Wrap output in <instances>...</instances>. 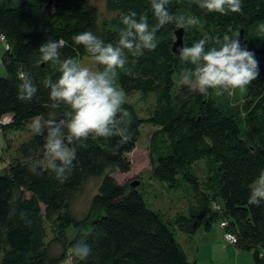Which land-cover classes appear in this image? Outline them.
I'll return each instance as SVG.
<instances>
[{
	"label": "trees",
	"instance_id": "1",
	"mask_svg": "<svg viewBox=\"0 0 264 264\" xmlns=\"http://www.w3.org/2000/svg\"><path fill=\"white\" fill-rule=\"evenodd\" d=\"M47 1L0 0V41L6 47L1 57L5 74L0 76V133L5 140L9 131L25 130L31 119L59 121L69 111L64 105L50 106L43 82L58 79L60 73L58 66L40 60L41 44L62 38L66 46L60 49L61 57L81 60L90 56L74 45L75 34L91 31L115 43L124 27L122 14L134 11L137 19L147 15L150 25L156 22L150 0H104L112 16L101 21L86 0H60L52 11L45 9ZM168 7L171 13L199 21L182 29V46L205 37L209 46L215 45L226 33L236 38L241 30L259 62L258 78L233 95H216L215 90L205 95L181 85L179 73L185 65L171 48L179 28H162L156 49L130 63L132 74L117 73L116 86L126 97L137 93L152 99L147 117H139L126 99L131 140L90 136L74 142L73 169L64 183L48 169L47 160H35L44 149L46 128L18 143V157L0 173V264H198L188 259L177 234L190 241L201 227L210 228L212 213L223 223V235L235 238L231 245L250 252L252 264H264V202L248 203L254 181L264 173V33L257 31L264 22V0H242V12L226 15L209 13L195 0H169ZM21 72L37 87L31 101L17 98ZM144 123L153 127L147 145L153 180L181 189L186 198V211L173 217L150 209L136 186L119 184L112 174L130 170L127 156ZM33 166L35 171L30 170ZM98 177L88 210L76 218L70 209L72 197L87 180ZM78 240L91 245L86 259L70 252ZM50 243L59 244L61 252L53 255Z\"/></svg>",
	"mask_w": 264,
	"mask_h": 264
},
{
	"label": "clouds",
	"instance_id": "2",
	"mask_svg": "<svg viewBox=\"0 0 264 264\" xmlns=\"http://www.w3.org/2000/svg\"><path fill=\"white\" fill-rule=\"evenodd\" d=\"M195 2L209 13L226 15L242 12V0ZM168 6L169 0H150L156 21L153 25L148 23L147 15L137 19L134 11L122 14L124 27L115 43L105 42L91 31L75 34L72 37L74 45L83 47L97 65L95 69L83 66L79 56L62 58L60 49L66 46L62 38L46 41L38 48L42 62L59 68L58 79L48 77L43 82L49 89L50 106L56 109L64 105L69 109L65 119L42 122L37 117L33 125L38 133L47 129L44 156L48 169L59 183H64L72 173L76 151L72 146L74 142L87 140L90 136H119L121 143L131 140L129 127L132 117L124 107V90L116 86L118 70L131 75L130 63L136 64L145 51L156 49V34L167 25L174 24L179 29L187 30L199 22L195 16L171 13ZM257 31L264 33V22L258 24ZM178 54L180 63L185 65L180 69V84L205 95L209 90H215L216 95L224 92L233 95L236 90L251 85L260 74L254 53L247 50L238 38L227 33L215 45L209 46L205 37L191 46H181ZM19 80L17 98L24 102L31 101L37 93L36 85L27 72H21ZM30 170L35 171V166ZM262 202L264 173L254 181L248 198L250 205L259 206ZM12 214H15L14 209ZM91 250V245L79 240L70 248V252L81 259H86Z\"/></svg>",
	"mask_w": 264,
	"mask_h": 264
},
{
	"label": "rangeland",
	"instance_id": "3",
	"mask_svg": "<svg viewBox=\"0 0 264 264\" xmlns=\"http://www.w3.org/2000/svg\"><path fill=\"white\" fill-rule=\"evenodd\" d=\"M87 3L97 9L98 16L100 21L102 19H108L112 15L107 11L104 6V0H86ZM4 41H0V76H4L5 70L1 65V57L5 50ZM83 66H88L90 68L95 69L97 65L91 57L83 56L80 60ZM127 101L135 107L137 114L139 117H147L150 113L152 105V99L150 97H141L137 93L130 94L126 97ZM35 119H31L24 130L18 131H9L7 134V139L5 140L0 133V173L4 172L7 169L8 162L12 159L17 158L16 148L18 147V143L22 140H27L32 132H36L34 128ZM41 119V118H40ZM43 122V120L41 119ZM139 135L137 137L135 148L128 154V160L130 162V170L128 172L119 173L117 171L113 172V176L115 180L119 184H125L130 186L132 182H136L137 189L143 195L146 206L150 209L156 211L160 210L165 216L173 217L178 212H185L187 208V204L185 203L186 198H182V190L177 189L171 190L167 188L162 183L157 180H153L150 172L151 161L149 160V151L147 150L148 145V137L151 133L153 127L148 125L141 124L139 127ZM45 149L41 150L40 155L36 154L35 160L41 161L46 160L44 156ZM202 164L198 166V173H201ZM101 178H93L87 180V182L83 185L80 192L77 195L72 197L70 209L72 214L78 218L83 216V214L88 210V204L91 200V196L97 192L98 184ZM181 198V199H179ZM219 220L217 219L216 214L212 213V221L210 226L214 229L216 238L209 242H203L202 245H199V251H194L195 258L198 264H216L220 258H229L231 259L233 264H247L251 263V254L250 252H245L233 245L227 243L225 236L222 233V229L218 225ZM48 233V232H47ZM182 233L177 234L178 241L181 242L182 248L185 250L187 256H191L190 254V246H196L197 241L190 240V244L186 241L187 239L185 235ZM185 237V238H184ZM51 238L50 233H48L47 240ZM188 240V239H187ZM224 245H228V249L224 254L222 247ZM50 252L53 255H57L61 252V246L57 243H50ZM239 254L236 258L234 255ZM251 260V261H250ZM67 261H63L60 264H67Z\"/></svg>",
	"mask_w": 264,
	"mask_h": 264
},
{
	"label": "crops",
	"instance_id": "4",
	"mask_svg": "<svg viewBox=\"0 0 264 264\" xmlns=\"http://www.w3.org/2000/svg\"><path fill=\"white\" fill-rule=\"evenodd\" d=\"M184 236V235H183ZM213 237L214 238H216V240H217V236H216V234H215V232H214V229H212V227L210 226V228L209 229H203L202 227H201V229H199L195 234H193L192 235V239L193 240H196L197 241V244H196V246L194 247V246H190V254H191V256L189 257L188 256V259L191 261V260H195L196 262H197V260H196V258H195V253H194V251L196 250V251H199V245H202V243L203 242H206V243H209L212 239H213ZM185 238V237H184ZM187 238V237H186ZM187 239H189V238H187ZM187 239H185V241H183V242H188L189 244L191 243L189 240H187ZM192 239H190L191 241H192ZM229 244V243H228ZM231 245V244H230ZM228 245H224L223 247H222V249H223V251H224V254L226 253V251H227V249H228V247H227ZM236 258L239 256V254L237 253L236 255H234ZM251 260H252V258H251ZM250 260V261H251ZM216 264H233V262H232V260L230 259L229 260V258H226V256H225V258H220V260H218L217 262H216ZM236 264H239V263H236ZM247 264H252V262L251 263H247Z\"/></svg>",
	"mask_w": 264,
	"mask_h": 264
},
{
	"label": "water",
	"instance_id": "5",
	"mask_svg": "<svg viewBox=\"0 0 264 264\" xmlns=\"http://www.w3.org/2000/svg\"><path fill=\"white\" fill-rule=\"evenodd\" d=\"M59 2H60V0H48L46 2L45 9H47L48 11H52L53 9H55L57 7V4ZM182 32H183L182 29H177V30L174 31L175 40L173 41L171 48H172L173 53L176 54V55H179L178 54V49L182 46V37H183L182 36ZM238 34L239 35L236 38H238L241 41V44L243 46H246L245 45V40L243 39L242 31L240 30L238 32ZM246 48H247V46H246ZM247 50L250 51V48H247ZM136 185H137L136 182H132L130 184V187H134Z\"/></svg>",
	"mask_w": 264,
	"mask_h": 264
},
{
	"label": "built area",
	"instance_id": "6",
	"mask_svg": "<svg viewBox=\"0 0 264 264\" xmlns=\"http://www.w3.org/2000/svg\"><path fill=\"white\" fill-rule=\"evenodd\" d=\"M220 225L223 226V223H221ZM224 236L226 238L227 243L233 244L235 242V238L233 236L228 235V234H224Z\"/></svg>",
	"mask_w": 264,
	"mask_h": 264
},
{
	"label": "bare ground",
	"instance_id": "7",
	"mask_svg": "<svg viewBox=\"0 0 264 264\" xmlns=\"http://www.w3.org/2000/svg\"><path fill=\"white\" fill-rule=\"evenodd\" d=\"M220 227L222 226V225H220V224H218Z\"/></svg>",
	"mask_w": 264,
	"mask_h": 264
}]
</instances>
